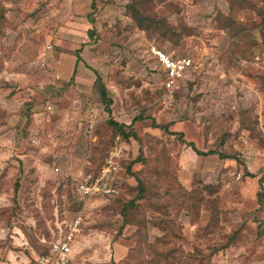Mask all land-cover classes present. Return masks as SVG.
Masks as SVG:
<instances>
[{"label": "rangeland", "instance_id": "rangeland-1", "mask_svg": "<svg viewBox=\"0 0 264 264\" xmlns=\"http://www.w3.org/2000/svg\"><path fill=\"white\" fill-rule=\"evenodd\" d=\"M91 1L0 0V264H27L75 220L57 264H146L165 224L173 247L157 254L264 264V0H151L170 25L164 34L139 30L128 0H94L93 11ZM152 46L198 63L179 90L163 89ZM94 72L112 118L137 139L106 124ZM111 153L123 201L137 177L155 189L160 206L139 208L142 231L121 227L113 203L75 194L80 175Z\"/></svg>", "mask_w": 264, "mask_h": 264}, {"label": "trees", "instance_id": "trees-1", "mask_svg": "<svg viewBox=\"0 0 264 264\" xmlns=\"http://www.w3.org/2000/svg\"><path fill=\"white\" fill-rule=\"evenodd\" d=\"M150 1L151 0H128L126 4V10L131 20L135 23V25L137 26L139 30L147 32V33L154 34L156 32V33L164 34V33L169 32L170 25L165 20L157 17L156 14L150 11V8H149ZM95 8H96L95 1L92 0L90 4V9L93 11ZM4 10L5 8L0 6V23L1 24H3L6 21L3 15ZM87 19H88V22L94 26V17L92 13H89L87 15ZM263 21L264 20H262V22ZM231 24L232 23H229V27ZM88 33L91 36L93 35L94 32L91 30ZM260 37H261V34H260ZM262 42H264V39H262ZM75 55H76V62H75V68H76L78 62L81 61V58L79 56V50L75 51ZM75 68H74V73H75ZM94 74H95L94 86L97 90L100 103L103 105V109L109 118L106 121V124L113 130V132L118 133L119 136L123 140H128L129 138L137 139V135L132 131V128H131L132 124L126 125L123 123H119L112 118L111 107L113 105V101L111 97L109 96L107 88L105 84L103 83L100 75L97 72H94ZM140 119L141 117H136L135 119L132 120V122L138 121ZM164 130L168 132L167 128H164ZM169 134L174 135L175 133H169ZM179 136L181 138V135ZM180 141L184 143L182 138L180 139ZM187 147H189L196 155L209 156V155L217 154L214 151L201 152L197 150V148L194 146L193 143H187ZM219 156L223 157V155H219ZM99 169L100 167L95 169L94 172H91L90 170L87 172H91L88 174L97 175ZM126 169L129 172L130 166L129 165L126 166ZM135 181H136V186L134 188V191H136V194L130 200L123 201L122 199V196H121L122 184L119 180V177H117V184H116V188L118 190L117 195H113V196L91 195L87 198V200L93 199V198L94 199H105L109 202V204L113 203L115 206L114 213L121 219L120 220L122 222L121 227L126 226V225H135V226L140 227V231H142V229L146 227V217L145 215L140 216L139 208L142 205L146 204L148 208L157 209L159 208L160 204L153 201V198H154V195H156V192H154L155 189L151 188L149 183H147L146 181L138 177L135 179ZM161 230L164 233V238L154 240V249H155L154 257L152 261L150 262L146 261L145 263L146 264H189L188 261L190 258L187 259L188 254L186 255V258L182 260V257L179 256L182 252H180L177 249H175L174 252H168L165 255H160L156 253L158 247H164L169 244H170L169 246L173 247V245L171 244L172 235H173L172 229L170 230V228L167 227V225L165 224L163 225V227H161ZM146 241H147V246L149 248L150 242L148 241V238ZM49 249H50V244L45 249V251L42 252V254H47L49 252ZM32 261H33V258L31 260H28L27 263L32 262Z\"/></svg>", "mask_w": 264, "mask_h": 264}, {"label": "built area", "instance_id": "built-area-1", "mask_svg": "<svg viewBox=\"0 0 264 264\" xmlns=\"http://www.w3.org/2000/svg\"><path fill=\"white\" fill-rule=\"evenodd\" d=\"M149 52L163 71V89L170 93L179 90L187 73L195 71L199 66L191 56L171 57L154 46L150 47ZM255 60L258 61V58L256 57ZM118 160V155L111 153L100 166L97 175L81 174L79 181L75 184V193L79 201L84 202L91 195H117L116 184L120 172ZM78 224V220L67 224L60 237L50 243L49 252L35 255L33 261L27 264H57L58 259L62 260L63 257L68 256Z\"/></svg>", "mask_w": 264, "mask_h": 264}, {"label": "crops", "instance_id": "crops-1", "mask_svg": "<svg viewBox=\"0 0 264 264\" xmlns=\"http://www.w3.org/2000/svg\"><path fill=\"white\" fill-rule=\"evenodd\" d=\"M185 56H190V55H185ZM154 59V58H153ZM155 60V59H154ZM156 61V60H155ZM158 64V63H157ZM159 65V64H158ZM159 68L161 69V67L159 66ZM161 71H162V69H161ZM162 75H163V71H162V73H161ZM163 77V76H162ZM119 157V156H118ZM81 176V175H80Z\"/></svg>", "mask_w": 264, "mask_h": 264}]
</instances>
